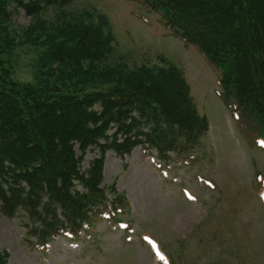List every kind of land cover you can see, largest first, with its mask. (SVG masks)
Wrapping results in <instances>:
<instances>
[{
	"label": "trees",
	"instance_id": "trees-1",
	"mask_svg": "<svg viewBox=\"0 0 264 264\" xmlns=\"http://www.w3.org/2000/svg\"><path fill=\"white\" fill-rule=\"evenodd\" d=\"M69 1L0 0V17L14 8L34 16ZM142 1L174 36L225 66L223 93L264 137V0ZM98 19L60 30L33 81L13 79L0 56V212L20 216L35 248L57 234L87 236L96 221L126 209L125 194L103 183L108 151L123 158L141 146L167 168L209 129L173 64H106L114 39ZM87 151L94 154L83 167ZM8 258L0 246V264Z\"/></svg>",
	"mask_w": 264,
	"mask_h": 264
},
{
	"label": "rangeland",
	"instance_id": "rangeland-1",
	"mask_svg": "<svg viewBox=\"0 0 264 264\" xmlns=\"http://www.w3.org/2000/svg\"><path fill=\"white\" fill-rule=\"evenodd\" d=\"M98 17L114 39L106 64H173L209 130L193 152L167 168L141 147L123 158L108 151L103 183L123 192L128 207L108 223L97 221L85 240L58 236L45 249H32L20 216L0 212V246L8 263L264 264V150L254 122L244 120L231 96H221L217 78L225 66L215 67L171 35L157 12L141 0H71L34 16L14 8L0 17V56L13 79L33 81L48 45L61 40L60 30L75 19L95 25ZM93 154L86 152L83 167Z\"/></svg>",
	"mask_w": 264,
	"mask_h": 264
}]
</instances>
